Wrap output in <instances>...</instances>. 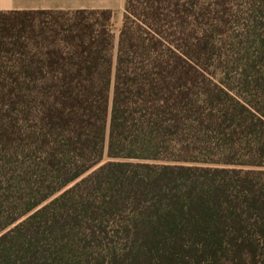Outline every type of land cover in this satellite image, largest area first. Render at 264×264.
Masks as SVG:
<instances>
[{
    "label": "trees",
    "instance_id": "1",
    "mask_svg": "<svg viewBox=\"0 0 264 264\" xmlns=\"http://www.w3.org/2000/svg\"><path fill=\"white\" fill-rule=\"evenodd\" d=\"M0 264H264V0L0 11Z\"/></svg>",
    "mask_w": 264,
    "mask_h": 264
},
{
    "label": "crops",
    "instance_id": "2",
    "mask_svg": "<svg viewBox=\"0 0 264 264\" xmlns=\"http://www.w3.org/2000/svg\"><path fill=\"white\" fill-rule=\"evenodd\" d=\"M125 0H0V11L9 10H111L112 23L120 27Z\"/></svg>",
    "mask_w": 264,
    "mask_h": 264
},
{
    "label": "rangeland",
    "instance_id": "3",
    "mask_svg": "<svg viewBox=\"0 0 264 264\" xmlns=\"http://www.w3.org/2000/svg\"><path fill=\"white\" fill-rule=\"evenodd\" d=\"M119 28H120V27H115V26L113 25V30H114L116 36L118 35V30H119Z\"/></svg>",
    "mask_w": 264,
    "mask_h": 264
},
{
    "label": "snow or ice",
    "instance_id": "4",
    "mask_svg": "<svg viewBox=\"0 0 264 264\" xmlns=\"http://www.w3.org/2000/svg\"><path fill=\"white\" fill-rule=\"evenodd\" d=\"M105 163H107V161H106ZM98 166H99V165H98Z\"/></svg>",
    "mask_w": 264,
    "mask_h": 264
}]
</instances>
